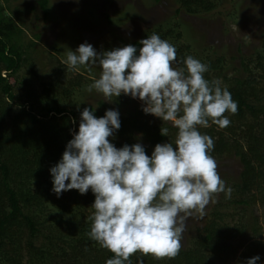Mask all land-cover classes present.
<instances>
[{
  "label": "trees",
  "instance_id": "1",
  "mask_svg": "<svg viewBox=\"0 0 264 264\" xmlns=\"http://www.w3.org/2000/svg\"><path fill=\"white\" fill-rule=\"evenodd\" d=\"M9 1L0 0V264H106L114 254L88 236L87 217L93 212L95 195L91 190L81 194L73 189L58 197L52 191L50 173L73 133L78 132L83 109L90 108L99 118L105 115L106 104L100 103L98 108L92 104L82 109L69 108L67 104L75 90L87 81L83 73L67 80L60 76L43 78L39 84L20 77L27 66L32 75H38L31 58L37 42L26 41V31L10 12ZM179 1L178 13L185 10L193 15L213 12L221 3ZM49 4L50 0H38L45 18L50 16ZM153 33L161 39L173 34L171 29L162 33L160 27ZM139 41L129 44L139 50ZM188 55L208 65L205 78L221 81V87H226L237 102L235 114L225 113L229 126L220 129L212 124L198 130L214 140L209 154L214 159L235 157L240 172L236 178H221L225 187L232 189L231 196L222 198L208 212L190 247H181L174 259L157 260L137 253L130 258L131 264H140L141 260L143 264L224 263L235 258L251 239L240 238L247 226L241 219L233 222L239 214L228 207H264V38L254 53H241L240 66L234 68L233 75L229 74L226 56L212 51L198 55L190 45L177 49L179 67H185L179 61ZM133 102V98L121 94L116 103L121 106ZM119 118L120 129L109 137L117 148L139 142L151 155L156 144L175 140L177 129L162 118L146 114L141 105L126 109ZM161 127L169 129L168 136L161 134ZM260 230L258 223L251 227L257 238ZM253 243L257 244L253 249L257 247L264 255V244L258 240ZM255 250L245 255L256 256Z\"/></svg>",
  "mask_w": 264,
  "mask_h": 264
},
{
  "label": "clouds",
  "instance_id": "2",
  "mask_svg": "<svg viewBox=\"0 0 264 264\" xmlns=\"http://www.w3.org/2000/svg\"><path fill=\"white\" fill-rule=\"evenodd\" d=\"M139 44V50L128 44L97 52L85 42L67 51L61 61L73 70L98 64L101 74L88 85V92L95 89L108 102L122 93L138 98L146 114L177 129L175 140L156 144L151 155L139 142L117 148L109 137L121 127L119 111L108 109L97 118L85 107L78 132L51 167L52 191L58 197L73 189L95 195L87 217L88 236L114 254L106 264H131L137 253L174 259L188 218H203L213 195L224 192L230 197L232 192L209 154L213 138L198 128L229 126L225 113L235 114L237 102L221 81L205 78L209 66L193 56L179 61L185 67H173L178 63L176 48L158 34ZM161 134L168 136L169 129L161 127ZM259 259L253 256L247 264Z\"/></svg>",
  "mask_w": 264,
  "mask_h": 264
},
{
  "label": "rangeland",
  "instance_id": "3",
  "mask_svg": "<svg viewBox=\"0 0 264 264\" xmlns=\"http://www.w3.org/2000/svg\"><path fill=\"white\" fill-rule=\"evenodd\" d=\"M9 4L10 12L13 11L17 22L26 31V41L37 42L31 58L36 64L38 75H32L31 67L27 66L21 72V78L23 76L39 84L43 78L60 76L67 80L79 73L85 74V84L75 90L70 102L67 100L70 109H82L88 104L98 108L103 103L107 110H118L122 115L126 109L143 104L138 98H133L132 104L120 106L116 103L117 97H112L113 101L108 102L95 89L88 92V85L99 78L101 67L89 64L73 70L61 63L66 59L67 51L77 49L82 43H90L97 52H103L147 38L156 28H162V33L171 29L173 34L163 37V40L173 45L176 51L190 45L191 51L198 55L217 52L227 57L228 71L233 75L234 68L240 66L241 53H254L256 48L261 47L264 38V0H221L215 11L197 15L185 10L178 13L181 7L179 0H50L48 18L41 11L38 0H10ZM178 34L181 37L178 38ZM173 67L179 68L177 63ZM215 161L222 179L236 178L240 172L239 161L233 156H224ZM221 193L213 195L203 218L198 214L188 218L182 235V247L191 246L196 230L204 225L208 212L222 198H228L224 192ZM228 208L239 214L233 222L241 219L247 226L240 238L251 239L244 248L238 250L235 258L216 264H247L251 257L245 253L249 251L252 254L255 249L256 256L260 257L257 264H264L261 250L257 247L253 249L257 245L253 243L255 240L264 244V207L231 205ZM257 223L261 227L258 238L251 231V227Z\"/></svg>",
  "mask_w": 264,
  "mask_h": 264
}]
</instances>
